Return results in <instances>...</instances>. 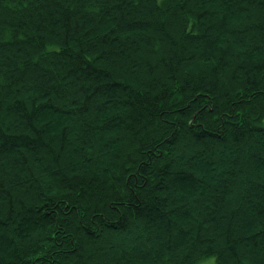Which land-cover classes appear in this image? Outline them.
Instances as JSON below:
<instances>
[{"label": "trees", "instance_id": "obj_1", "mask_svg": "<svg viewBox=\"0 0 264 264\" xmlns=\"http://www.w3.org/2000/svg\"><path fill=\"white\" fill-rule=\"evenodd\" d=\"M0 216V264H264V0H0Z\"/></svg>", "mask_w": 264, "mask_h": 264}, {"label": "rangeland", "instance_id": "obj_2", "mask_svg": "<svg viewBox=\"0 0 264 264\" xmlns=\"http://www.w3.org/2000/svg\"><path fill=\"white\" fill-rule=\"evenodd\" d=\"M215 262H216L215 257H209V258L203 260V261H202L201 263H199V264H215Z\"/></svg>", "mask_w": 264, "mask_h": 264}, {"label": "bare ground", "instance_id": "obj_3", "mask_svg": "<svg viewBox=\"0 0 264 264\" xmlns=\"http://www.w3.org/2000/svg\"><path fill=\"white\" fill-rule=\"evenodd\" d=\"M62 180H64L63 177H62V178L55 179L56 182H60V181H62ZM1 220H2V217L0 216V222H1Z\"/></svg>", "mask_w": 264, "mask_h": 264}]
</instances>
